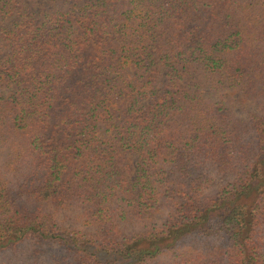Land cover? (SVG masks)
Returning <instances> with one entry per match:
<instances>
[{
	"label": "trees",
	"instance_id": "obj_1",
	"mask_svg": "<svg viewBox=\"0 0 264 264\" xmlns=\"http://www.w3.org/2000/svg\"><path fill=\"white\" fill-rule=\"evenodd\" d=\"M0 150L2 264H264V0H0Z\"/></svg>",
	"mask_w": 264,
	"mask_h": 264
},
{
	"label": "rangeland",
	"instance_id": "obj_2",
	"mask_svg": "<svg viewBox=\"0 0 264 264\" xmlns=\"http://www.w3.org/2000/svg\"><path fill=\"white\" fill-rule=\"evenodd\" d=\"M228 96H229V100H230V103H232V104H234L235 103V99H237L238 98V95H237V93H228ZM246 104V103H245ZM236 111V113H238L239 115H243V112L238 108V109H236L235 110ZM1 152H2V150H0V155H1ZM0 163H1V158H0ZM68 225H70V223L68 222ZM16 250H21L20 252H22L23 254L25 253V252H27V250H28V246H26V245H22L21 247H19V248H17ZM11 253H8V254H4V255H1L0 256V264H2L3 262H10V261H12V259H13V257H12V255H10ZM13 263V262H12ZM14 264H16L15 262H14Z\"/></svg>",
	"mask_w": 264,
	"mask_h": 264
}]
</instances>
